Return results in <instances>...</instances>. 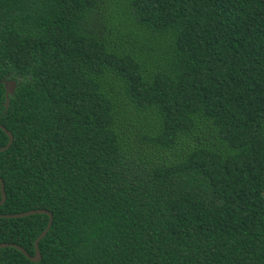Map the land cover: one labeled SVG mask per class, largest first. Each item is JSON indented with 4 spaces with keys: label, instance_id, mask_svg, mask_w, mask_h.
I'll list each match as a JSON object with an SVG mask.
<instances>
[{
    "label": "trees",
    "instance_id": "16d2710c",
    "mask_svg": "<svg viewBox=\"0 0 264 264\" xmlns=\"http://www.w3.org/2000/svg\"><path fill=\"white\" fill-rule=\"evenodd\" d=\"M0 123V264H264V0H0Z\"/></svg>",
    "mask_w": 264,
    "mask_h": 264
},
{
    "label": "water",
    "instance_id": "95a60500",
    "mask_svg": "<svg viewBox=\"0 0 264 264\" xmlns=\"http://www.w3.org/2000/svg\"><path fill=\"white\" fill-rule=\"evenodd\" d=\"M4 86H5V97H6V101H5V106H8L9 103V95H12L16 89V83L14 80H3ZM0 127L6 132V134L9 136V141L7 142V144L0 148V151L5 150L6 148L9 147V145L11 144L12 140H13V135L12 133L7 130L1 123H0ZM0 190H1V200H0V205L3 204V202L5 201L6 198V194H5V189H4V182L2 180V178H0ZM35 213H46L49 215V220H48V224L46 226V228L40 233V235L35 239L34 242V247H35V252L34 255H29L25 249L15 243H6V242H2L0 243V248H4V247H14L17 248L18 250H20L21 252H23L30 260L36 262L39 261L41 259V253L39 251L38 248V242L39 240L46 234L48 228L50 227L51 223H52V215L51 212H49L46 209H31L25 212H19V213H13V214H0V217H11V218H17V217H24L27 215H31V214H35Z\"/></svg>",
    "mask_w": 264,
    "mask_h": 264
}]
</instances>
